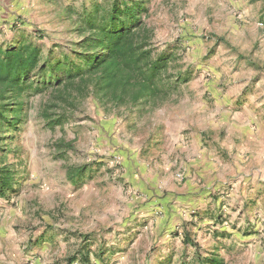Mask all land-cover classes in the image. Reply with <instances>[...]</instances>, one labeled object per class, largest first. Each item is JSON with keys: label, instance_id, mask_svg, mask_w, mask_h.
<instances>
[{"label": "rangeland", "instance_id": "1", "mask_svg": "<svg viewBox=\"0 0 264 264\" xmlns=\"http://www.w3.org/2000/svg\"><path fill=\"white\" fill-rule=\"evenodd\" d=\"M93 1L113 0H0V44L72 54ZM147 6L183 80L153 105L91 86L28 98L0 129V264H264V0Z\"/></svg>", "mask_w": 264, "mask_h": 264}, {"label": "trees", "instance_id": "2", "mask_svg": "<svg viewBox=\"0 0 264 264\" xmlns=\"http://www.w3.org/2000/svg\"><path fill=\"white\" fill-rule=\"evenodd\" d=\"M147 3L113 0L105 8L93 1L82 12L83 37L71 49L72 54L43 56L39 46L22 37L0 44V129L17 130L28 98L50 86L60 94L73 87L86 92L91 86L103 104L116 106L162 101L184 75L169 72V49H154L153 29L145 21ZM41 116L51 125L61 119L49 108ZM82 168H73L70 175L75 178ZM12 180L8 168L0 167V192L10 188ZM218 261L206 259L207 264Z\"/></svg>", "mask_w": 264, "mask_h": 264}]
</instances>
